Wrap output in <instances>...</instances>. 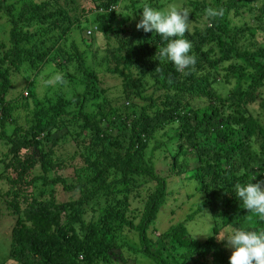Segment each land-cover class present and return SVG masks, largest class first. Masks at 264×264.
<instances>
[{
  "label": "trees",
  "instance_id": "1",
  "mask_svg": "<svg viewBox=\"0 0 264 264\" xmlns=\"http://www.w3.org/2000/svg\"><path fill=\"white\" fill-rule=\"evenodd\" d=\"M153 1L0 0V218L12 220L0 264H228L221 229H264L233 188L264 187V0H189L195 63L182 71L160 57L167 41L136 28ZM48 63L81 87L70 99L31 89ZM187 172L198 201L155 234L168 177ZM204 211L199 239L187 223Z\"/></svg>",
  "mask_w": 264,
  "mask_h": 264
},
{
  "label": "clouds",
  "instance_id": "2",
  "mask_svg": "<svg viewBox=\"0 0 264 264\" xmlns=\"http://www.w3.org/2000/svg\"><path fill=\"white\" fill-rule=\"evenodd\" d=\"M118 5H112L110 9H118ZM139 21L136 24L138 30L155 32L166 45L160 48L159 55L170 61L177 71H182L195 63L194 55L190 54L191 42L184 36L188 31L189 12L176 6L165 9H156L145 3L142 8ZM205 16L209 18L219 17L224 14L223 8L207 7ZM95 28H88L91 33ZM50 78L46 81L49 85H63L64 76L60 71L49 68ZM253 178L244 183H236L233 188L235 196L242 203L243 208L264 220V187L260 183H253ZM230 249L228 264H264V229L252 230L245 228H232L226 235L221 236Z\"/></svg>",
  "mask_w": 264,
  "mask_h": 264
},
{
  "label": "rangeland",
  "instance_id": "3",
  "mask_svg": "<svg viewBox=\"0 0 264 264\" xmlns=\"http://www.w3.org/2000/svg\"><path fill=\"white\" fill-rule=\"evenodd\" d=\"M160 5V9H165L169 6H176L177 8L185 9L189 11L188 5L186 6V3L189 0H154ZM153 1V2H154ZM124 2V1H123ZM123 3L119 5V8L121 7ZM184 5V6H183ZM2 20V19H0ZM90 21H86L84 25L91 26L89 24ZM89 24V25H88ZM91 28V27H89ZM88 29V28H87ZM94 33V32H93ZM92 33V34H93ZM99 38V36H96ZM95 37L96 44H97V38ZM91 41V40H90ZM93 61V60H92ZM95 64L94 68L97 70L103 69L105 66L104 63V56L102 53H97L95 58ZM52 63H48L45 65L42 72H40L37 76H33L34 81L31 89L33 88L34 93L37 95L38 99L44 100L45 96L50 97L52 101H56L58 98V95H62L65 98H71V95L80 90L81 87L78 86V84L74 81H68L65 80V83L63 85H49L46 83V81L50 78L51 73L49 72V68L53 67ZM25 72L21 69L20 74L18 77L15 78L16 83V89L20 91L22 86L24 87L25 81L20 76H23ZM119 84V82H114ZM112 83V84H114ZM117 87L116 85H112ZM110 88H114V87ZM115 89V88H114ZM118 89V87L116 88ZM112 90L113 89H109ZM23 95H26L25 89L22 91ZM110 92V93H111ZM114 94V93H113ZM29 104L26 108L19 107L17 109V112L20 114V116H24V112L28 109L32 108L33 103L29 99ZM75 100L73 101L74 104ZM94 98L88 102L87 109L94 108ZM261 113L260 117L264 120V112L259 111ZM9 130V128H8ZM58 135V133H56ZM165 138V137H164ZM53 140V138H52ZM5 146L0 142V152L5 150ZM194 160V159H193ZM155 166L157 171H160L161 174H166L167 166L166 164L161 160V156L157 154V157L154 158ZM191 164L194 165V161L191 159ZM168 173V172H167ZM189 172L181 175V177H174L170 176L167 179V188L169 190V194L167 196L165 204L160 208L157 219L153 223L152 226L155 225L157 227V234L159 231L165 229L169 224L177 222L179 220H182L185 215L189 212L190 209H192V206L198 201V194H195L193 197H191L189 194L192 192L191 188L188 186V184L185 183L184 187L181 183V178L188 176ZM6 187V184L0 180V193L3 191V189ZM60 197V195H59ZM62 198V197H61ZM134 204H140L139 201H132ZM12 224V220L10 218L1 217L0 218V260L5 255V252L7 251V237L8 233H10V226ZM245 223L241 222L240 225L243 226ZM188 231L196 238L203 239L207 235L210 234V228H211V218L209 214L204 211L198 215H196L191 221L187 223ZM232 226H226L225 228L221 229L220 233L216 235V238L218 241L223 242V246L227 249V251L230 253V249L226 246V241L218 239L221 236L226 235L227 231L232 229ZM137 264H152L148 262L147 260H139Z\"/></svg>",
  "mask_w": 264,
  "mask_h": 264
}]
</instances>
